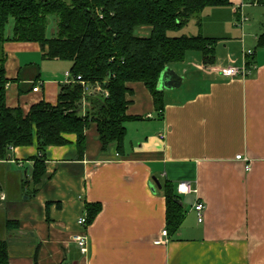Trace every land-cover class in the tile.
Wrapping results in <instances>:
<instances>
[{
	"label": "crops",
	"instance_id": "1",
	"mask_svg": "<svg viewBox=\"0 0 264 264\" xmlns=\"http://www.w3.org/2000/svg\"><path fill=\"white\" fill-rule=\"evenodd\" d=\"M230 1L206 20L198 17L201 34L219 39L215 63L205 64L201 52L190 51L168 65L182 80L174 88L158 86L165 98L162 115L143 82L127 84V113L141 118L126 122L123 152L115 142L102 151L92 124L83 155L74 133L66 135L68 144L47 147L40 183L32 181L35 158L41 157L35 144L12 147L0 160V239L10 244V264H36L35 254L37 264H264V48H256L264 6ZM247 6L263 9L253 34L245 32L253 28L246 25ZM211 20L214 25H205ZM231 24L241 35L219 32ZM142 30L146 35L150 28ZM2 48L7 105L28 111L41 100L56 103L72 62L44 58L37 42L8 40ZM247 49L254 54L245 60ZM248 58L246 77L222 73ZM33 64L40 66L38 78ZM166 181L186 212L173 237L162 235ZM181 181L194 191L179 192ZM197 201L206 204L203 221ZM89 203H100L101 211L83 227L79 218ZM8 220L18 227L9 229ZM80 234L88 237L86 253L75 240Z\"/></svg>",
	"mask_w": 264,
	"mask_h": 264
},
{
	"label": "trees",
	"instance_id": "2",
	"mask_svg": "<svg viewBox=\"0 0 264 264\" xmlns=\"http://www.w3.org/2000/svg\"><path fill=\"white\" fill-rule=\"evenodd\" d=\"M245 1L264 6V0ZM229 5L230 0H0V160L8 157L12 147L35 144L41 157L35 158L32 181L40 183L46 175L47 147L68 144L66 135L74 133L78 153L83 155L86 130L92 124L96 125L102 151L115 142L118 151L123 152L126 122L141 118L127 113V84L143 82L162 115L165 98L158 81L163 70L185 60L190 51L201 52L205 64L215 63L219 41L201 33L171 32L183 28L192 17L200 18L207 7ZM50 16L56 18L52 36L48 35ZM12 20V33L8 35L7 26ZM143 27L150 28L148 34H138ZM8 40L37 42L44 58L72 62L71 82L61 86L56 103L41 100L28 111L7 105L2 45ZM256 48H264V32L258 36ZM246 63L250 64L249 58ZM32 67L37 69L38 78L39 64ZM79 76L88 83H100L109 90V96L86 93ZM163 192L167 231L173 237L186 212L172 182L164 183ZM100 211V203L87 205L88 225ZM18 224L15 220L6 223L9 229ZM10 257V244L0 239V264H10Z\"/></svg>",
	"mask_w": 264,
	"mask_h": 264
},
{
	"label": "built area",
	"instance_id": "3",
	"mask_svg": "<svg viewBox=\"0 0 264 264\" xmlns=\"http://www.w3.org/2000/svg\"><path fill=\"white\" fill-rule=\"evenodd\" d=\"M253 51L252 50H246L244 51V58L246 60V56L247 55H252ZM222 73L225 76H239V77H246L247 75L250 74V70L249 68L246 66V61H244L243 65L241 67H236V66H230L227 68H224ZM66 77L68 79V82L71 81V73L70 71L66 72ZM78 79L82 80V78L79 76ZM82 85L85 88L86 93H98L101 94L104 97H108L109 96V90L104 88L100 83L96 82V83H88L84 80L81 81ZM40 88L39 85H36L33 90L34 91H38ZM85 104L86 102H83V111L82 114L85 113ZM239 159H244V160H249L248 157H244L243 155L239 154L236 156ZM249 167V165H248ZM178 191L181 193H190L192 191H194V189L192 188V186L190 185V182L188 181H181L178 183L177 185ZM195 211L197 212L198 215V220L199 221H203L204 219V211L206 209V204L203 201H197L195 206H194ZM79 223L83 226V227H87V213H84L80 218H79ZM162 235L167 237L168 236V231L167 229H165L162 232ZM75 240L77 241L78 245L81 248V251L83 253L88 252V237L86 234H80V235H76L75 236Z\"/></svg>",
	"mask_w": 264,
	"mask_h": 264
},
{
	"label": "rangeland",
	"instance_id": "4",
	"mask_svg": "<svg viewBox=\"0 0 264 264\" xmlns=\"http://www.w3.org/2000/svg\"><path fill=\"white\" fill-rule=\"evenodd\" d=\"M227 7L228 6H219V8H222V9H226ZM213 8H215V7H207V8H205V10L203 12H201L200 18L204 17V19L206 20V18L209 15H212V13H213L212 9ZM246 8H247L246 9V11H247L246 18L248 17L246 25H251L253 28H250L249 26H247V27H245V32L248 33V34L249 33L253 34V32H255V30L261 26V18L263 16V13H262L263 9L261 7L252 8L251 6H247ZM227 15L225 16V18H227ZM198 21L199 20H198L197 17H192L189 20V22L183 28H181L178 31H172L171 35H182V34L196 35V34H200L201 33L200 23H198ZM211 22H212V20H211ZM214 24H215V22L208 23L206 21V23H205V25H207V26L208 25H214ZM12 26H13V20L7 26V31H11ZM218 29H219L220 33H223L226 36H239V34L241 35V31H242L241 29L233 28L232 24L229 25L228 27H227V25H225L223 27L220 26ZM218 29H216V30H218ZM55 30H56V18H55V16H50L49 17L48 35L52 36L53 32ZM138 34H141V35L144 34L142 28H141L140 31L138 30ZM238 49L241 50V46L240 45H239Z\"/></svg>",
	"mask_w": 264,
	"mask_h": 264
},
{
	"label": "water",
	"instance_id": "5",
	"mask_svg": "<svg viewBox=\"0 0 264 264\" xmlns=\"http://www.w3.org/2000/svg\"><path fill=\"white\" fill-rule=\"evenodd\" d=\"M181 76H179L176 72L172 71L168 66L163 70V72L160 75L158 86L160 88H174L181 84ZM154 182L156 185L161 188L162 185L160 181L154 177Z\"/></svg>",
	"mask_w": 264,
	"mask_h": 264
}]
</instances>
